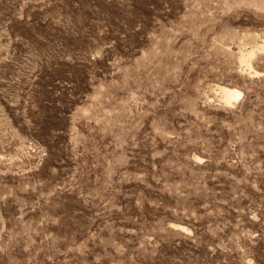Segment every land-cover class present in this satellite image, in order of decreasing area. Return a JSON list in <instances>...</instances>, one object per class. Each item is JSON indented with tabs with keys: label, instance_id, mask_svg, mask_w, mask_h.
I'll return each instance as SVG.
<instances>
[{
	"label": "rangeland",
	"instance_id": "1",
	"mask_svg": "<svg viewBox=\"0 0 264 264\" xmlns=\"http://www.w3.org/2000/svg\"><path fill=\"white\" fill-rule=\"evenodd\" d=\"M263 42L264 0H0V264H264Z\"/></svg>",
	"mask_w": 264,
	"mask_h": 264
},
{
	"label": "bare ground",
	"instance_id": "2",
	"mask_svg": "<svg viewBox=\"0 0 264 264\" xmlns=\"http://www.w3.org/2000/svg\"><path fill=\"white\" fill-rule=\"evenodd\" d=\"M264 50V42L262 44H255L254 46H252L250 49H240L237 59L239 61V63L241 65H243L244 68H246L245 70H247L249 73H252L256 76H260L263 75L264 72H259L255 69H253L252 65H251V59L253 58V56L256 54V51H263ZM251 75V74H249ZM217 91H218V95L220 100H222L225 104H231L232 102L234 103V101L239 100L242 97V92L235 88V87H228V86H217ZM178 229H185L183 226L180 225H175V228ZM183 231V230H182Z\"/></svg>",
	"mask_w": 264,
	"mask_h": 264
}]
</instances>
